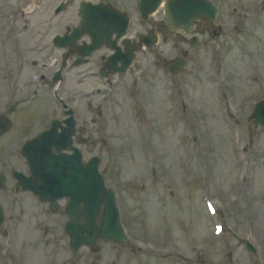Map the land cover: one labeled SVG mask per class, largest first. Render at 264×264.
<instances>
[{
  "label": "rangeland",
  "instance_id": "rangeland-1",
  "mask_svg": "<svg viewBox=\"0 0 264 264\" xmlns=\"http://www.w3.org/2000/svg\"><path fill=\"white\" fill-rule=\"evenodd\" d=\"M220 147L222 148V144H220ZM187 195H188V197L185 198V201H184L185 202L184 212L183 211H179V212L175 211L174 216L171 215L168 219H166L164 217L163 212H161V217L163 216L166 219V221L174 223V220L177 216H183L187 220V221H185V223L187 224L189 232L191 234H194V236H197L199 239H202L203 236H207L210 232L209 224L207 223V220L205 218V215H204V212L202 210L200 203L197 202L198 193L197 194L196 193L195 194H187ZM128 196H129V198H131V193H128ZM145 198L148 201L149 208L151 205V208L153 209L154 212L155 211L158 212V210L162 209L161 207H159L156 204L152 195H151V197H148V198L145 196ZM164 201H165V205L167 206L168 205L167 201L165 199H164ZM260 206H261V210L264 212L263 201L260 202ZM193 208H197L199 210V213L194 214V211H192V214H189V210H191ZM158 218H160V217L158 216ZM199 219H201L202 222L206 225L205 229H203L204 225L197 229L198 224H199ZM257 225L261 228L262 227V221L261 222L258 221ZM195 229H196V231H195ZM34 237H36V234L31 239H33ZM39 263H41V262H39Z\"/></svg>",
  "mask_w": 264,
  "mask_h": 264
}]
</instances>
